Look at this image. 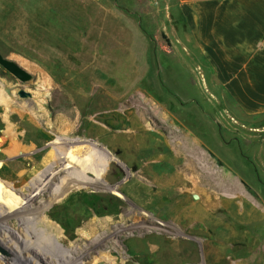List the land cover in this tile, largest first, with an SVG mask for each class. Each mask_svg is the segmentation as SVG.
Returning <instances> with one entry per match:
<instances>
[{
    "label": "rangeland",
    "instance_id": "obj_1",
    "mask_svg": "<svg viewBox=\"0 0 264 264\" xmlns=\"http://www.w3.org/2000/svg\"><path fill=\"white\" fill-rule=\"evenodd\" d=\"M165 5L163 0H0V53L33 76L21 82L0 66V86H7L9 99L24 107L39 105L48 132L33 148L12 156L5 173L16 170L11 163L26 157L35 158L38 167L58 138L98 142L122 170L110 184L125 187L116 196L91 194L59 206L55 213L61 221L70 224L76 214L95 215L91 220L112 216L117 220L103 234L118 228L121 243L114 239L112 247L134 249L135 264H177L176 251L181 257L178 264H264V170L258 167L264 158V120H249L234 109L226 93L206 87L209 78L195 74L194 61L182 51L181 22L167 19ZM20 90L32 97H20ZM107 102L117 104L104 106ZM79 105L85 108L81 113ZM5 114L1 110L0 119ZM64 124L79 133L58 129ZM138 125L156 130L144 149L157 154L129 164L128 156H121L122 147L108 148L114 132H135ZM1 127L0 139L9 131L3 123ZM40 151L42 157H36ZM77 160L93 171L106 164L86 156ZM147 165L152 169L142 174ZM128 168L138 178L130 179ZM159 169L166 174L163 198L158 196ZM32 184L38 185V180L30 171L19 190L28 194ZM50 199L42 197L39 202ZM125 216L130 218L122 221ZM133 220L167 232L161 257L145 252L146 239L139 231L137 241L126 243ZM10 222L14 230L20 224ZM11 237L0 232L4 260L0 258V264L28 259L24 243ZM154 237L152 249L158 246ZM67 240L82 244L80 254L95 256L87 263H122L117 252L103 255L107 243L96 249L90 245L95 234ZM37 248L31 251L35 258L45 256L52 264H63L53 248Z\"/></svg>",
    "mask_w": 264,
    "mask_h": 264
},
{
    "label": "bare ground",
    "instance_id": "obj_2",
    "mask_svg": "<svg viewBox=\"0 0 264 264\" xmlns=\"http://www.w3.org/2000/svg\"><path fill=\"white\" fill-rule=\"evenodd\" d=\"M6 87L0 86V111H6L4 118L0 119V127L3 123V125H6L9 130L5 135H1L0 139V148L2 149L0 152V232L6 234L10 239H12L11 235L14 236V238H16L18 241L20 240V243H24V246H22L23 249L25 251L27 250L26 252L29 251L27 254L28 259L19 264H52V260L48 257L36 256L37 258H35L33 254L31 255V251H35V247H40V249L43 251L53 248L55 253L58 254V257L64 259L60 260L63 262V264H120L115 263V261H105V263L94 261L87 263L86 260L90 258L95 259V256H90V253L88 252L80 254V250L83 247L82 244L75 246V243L67 240L75 236L81 238L83 235L91 236L93 234L96 235V240L90 244L93 246V248H99V246H101L103 243H107L108 249H106V251L103 253L105 257L113 256L117 252L122 257L121 264H135V258L138 257V254L134 251V249L129 247L128 250H124L120 247L116 249H113L112 247L115 246L114 244H116V242L113 241L114 239H117L121 243V237L119 233L120 230H118V228L113 230L111 234L109 233L108 236H104L103 234L108 233L111 225L115 224L114 222L117 219L110 216L106 219L95 218L91 220V218L95 215L90 216L76 214L72 218L70 224H68L61 221L60 217H57L55 213L59 206H67V204L74 202L81 196L91 194H97L101 197H106L109 195L116 196V194L120 192V189L123 188L124 185L121 183L115 185L110 184L111 181L122 175V170L119 168V163H116L114 160L115 158L113 159L110 156V152L107 149L101 147L98 142L91 143L88 141V139L84 138L75 140V142H73L74 140L72 141L70 138H58L59 140L53 142L50 146L52 153L44 155L42 164H40L38 167H34L35 158H23L22 156V161H14L11 163L17 165L16 170H13L14 173H5L10 165L9 161H12V156H15L20 151L27 150L30 147L33 148L34 142L37 143L41 139L46 138L48 135V132L43 127L44 114L40 113V111L37 109V106L39 105H36L35 107H24L19 101L14 102L10 100L8 94L4 92V90H7ZM12 99H14V97ZM131 103L135 104L134 101ZM115 104L117 103L107 102L104 103V106L113 107ZM96 107L97 106L95 105L94 108ZM84 109L85 108H83V106L79 105L77 112L81 113V111ZM101 118L103 119V117ZM13 120H18L19 123L13 125ZM56 128H58V126ZM58 129L61 131L66 130L68 132L79 133V130H77L75 127L73 128L71 125L65 126L64 124ZM87 132L88 131H86V134ZM98 132L99 134H104L102 128L101 130L98 129ZM143 132H148V134L146 133L147 135H142ZM155 132L156 130L149 128L147 129L143 125H138L135 132H114V139L109 144L111 149H108L113 151L122 147L124 152L122 149L123 154L121 156H128L129 164L134 161L135 163H139L141 159H145L149 156L152 158L151 156L154 153L157 154L154 149L149 153L144 149L146 148L145 146L149 141L148 138L152 134H155ZM95 134L97 135V133ZM105 135L108 136L107 134ZM164 140L165 142L167 141L166 138ZM164 140L161 144H164ZM6 144L7 148L3 149V146ZM27 144H30V146H27ZM57 147H60L61 150L58 151V153L56 152L57 150L53 152V149H57ZM42 155L43 151H40V153L36 154V157H42ZM85 156L92 158L96 162L106 161V164L100 165L98 168H96V171L87 169L80 161L77 160L78 158L81 159ZM6 158H8V161H5ZM151 169V165L150 167L147 165L142 168L141 173L148 174ZM160 170L161 169L158 170V174L161 178V183L158 187V196L159 198H163V196L166 194V174ZM30 171L33 172V175L37 177L38 185L32 184L29 187L31 192L28 194H23L19 190V185L23 183L27 173ZM128 171L130 179L134 177L138 178L139 175H134L131 170H129V168ZM30 180H32V178ZM76 180H78V182ZM70 183L71 185L66 187V185ZM5 189H9L12 193L16 194L18 199H14L12 195L8 194ZM47 196H49L51 199L48 201L39 202L40 198ZM35 203H38L37 206H34ZM129 218V216H125L124 218H121V220L127 221ZM14 219L20 221V224L17 225L15 230L11 227L12 224L10 222ZM51 219H54L56 223L51 221ZM58 224L63 227V229ZM75 227H79L77 231H74ZM127 227V229H130V233H128L129 235L125 239L126 243L131 244L132 241H134L139 236L136 235L139 231L140 236L146 239L145 252L151 255L155 254L156 257H158L160 254L162 255V252L165 250L163 243L164 241L168 240V234L166 231L160 229H150L148 226L144 225L138 220L130 221V225ZM153 236H155L158 240V246L153 247L154 250L149 247ZM31 239L37 240L36 242H33ZM17 245L19 246V244ZM153 245L154 244H152V246ZM180 261L181 257H179L178 251H176L175 263L178 264Z\"/></svg>",
    "mask_w": 264,
    "mask_h": 264
},
{
    "label": "crops",
    "instance_id": "obj_3",
    "mask_svg": "<svg viewBox=\"0 0 264 264\" xmlns=\"http://www.w3.org/2000/svg\"><path fill=\"white\" fill-rule=\"evenodd\" d=\"M163 1L167 19L181 22L182 51L195 74L209 78L206 87L226 93L249 120H264V0Z\"/></svg>",
    "mask_w": 264,
    "mask_h": 264
},
{
    "label": "water",
    "instance_id": "obj_4",
    "mask_svg": "<svg viewBox=\"0 0 264 264\" xmlns=\"http://www.w3.org/2000/svg\"><path fill=\"white\" fill-rule=\"evenodd\" d=\"M0 66L6 69L10 74L16 77L21 82H28L32 80L33 76L31 73L23 69L16 61L5 58L0 53ZM19 96L22 98H30L32 95L24 90L19 91ZM197 198V196H195Z\"/></svg>",
    "mask_w": 264,
    "mask_h": 264
}]
</instances>
